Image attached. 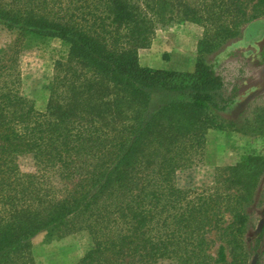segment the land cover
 <instances>
[{"label": "trees", "instance_id": "16d2710c", "mask_svg": "<svg viewBox=\"0 0 264 264\" xmlns=\"http://www.w3.org/2000/svg\"><path fill=\"white\" fill-rule=\"evenodd\" d=\"M174 18L201 24L211 52L258 39L264 0H0L15 53L30 39L66 46L43 111L0 55V264H34L30 240L44 230L87 232L91 247L75 264H257L246 209L264 155L242 156L211 189L177 183L233 98L203 56L192 71L139 63L157 24Z\"/></svg>", "mask_w": 264, "mask_h": 264}, {"label": "rangeland", "instance_id": "374dc122", "mask_svg": "<svg viewBox=\"0 0 264 264\" xmlns=\"http://www.w3.org/2000/svg\"><path fill=\"white\" fill-rule=\"evenodd\" d=\"M253 31H259L261 36L253 41L242 37L230 39L210 52L204 45L206 36L201 24L174 18L167 24H157L149 47L139 50V63L155 69L192 71L197 58L203 56L215 63L227 94L233 98L230 107L219 116L223 128L207 131L201 162L178 172L177 183L182 187L211 189L217 181H225L242 156L264 155V25ZM15 37L16 30L0 26L2 64L14 67L20 80V93L43 111L55 61L64 55L66 46L57 38L30 39L15 53ZM159 105V94H152L150 110L155 111ZM19 164L24 170L33 168L29 156L20 157ZM246 210L250 214L247 239L252 247L257 243V264H264V231L257 242L252 235L264 226V173L253 191V203ZM209 237L214 254L220 241L215 232ZM30 243L34 264H75L91 247V239L84 230L65 234L44 230L32 237ZM227 258H231L228 249Z\"/></svg>", "mask_w": 264, "mask_h": 264}]
</instances>
